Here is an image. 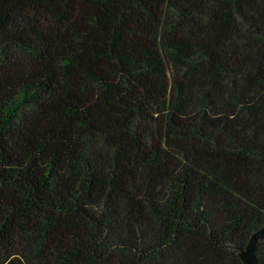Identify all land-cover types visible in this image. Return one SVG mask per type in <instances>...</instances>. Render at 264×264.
<instances>
[{"label": "trees", "instance_id": "obj_1", "mask_svg": "<svg viewBox=\"0 0 264 264\" xmlns=\"http://www.w3.org/2000/svg\"><path fill=\"white\" fill-rule=\"evenodd\" d=\"M262 224L264 0H0V264H242Z\"/></svg>", "mask_w": 264, "mask_h": 264}, {"label": "water", "instance_id": "obj_2", "mask_svg": "<svg viewBox=\"0 0 264 264\" xmlns=\"http://www.w3.org/2000/svg\"><path fill=\"white\" fill-rule=\"evenodd\" d=\"M264 241V225H260L256 230H254L247 240L244 248L239 249L238 257L240 258L242 264H258L256 259V249L258 243Z\"/></svg>", "mask_w": 264, "mask_h": 264}]
</instances>
